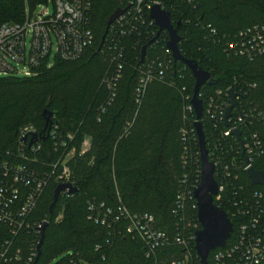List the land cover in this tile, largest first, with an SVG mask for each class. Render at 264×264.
Here are the masks:
<instances>
[{"label": "trees", "instance_id": "obj_1", "mask_svg": "<svg viewBox=\"0 0 264 264\" xmlns=\"http://www.w3.org/2000/svg\"><path fill=\"white\" fill-rule=\"evenodd\" d=\"M49 1L55 2L0 0V26L24 22L28 11ZM158 2L170 12L175 27L181 23L182 56L212 76L213 83L200 91L202 100H219L218 92L229 89L240 97L239 113L243 109L247 116L240 129L243 135L256 134L261 140L263 152L252 165L264 174V55L249 59L226 52L228 42L240 32L264 27V0H200L196 7L176 0ZM126 7V0H91L87 16L93 42L79 59H56L51 67L46 63L33 78L0 79V179L5 167L13 172L22 167L36 182L46 181L36 206L24 217L29 228L13 236L0 224V247L11 241L8 257L18 256L16 264H65L71 258L84 264H170L184 257L183 249L171 247L147 258L141 240L127 234L129 221L120 217L122 210L131 216L150 215L157 230L186 237L188 226L196 223L193 193L201 180L197 118L188 110L195 79L184 63L175 62L167 52L168 33L157 38L159 29L140 20L138 30L124 40L121 63L104 54L111 31L106 35L107 23ZM145 19L150 21L148 12ZM46 110L51 119L44 135ZM237 116V111L231 115ZM201 123L208 151L216 137L223 146L236 143L222 136L227 124L213 120L206 109ZM25 127L35 128L38 137L22 139ZM35 146L40 149L34 151ZM65 168L68 184L78 191L63 192L50 212ZM234 186L264 192L252 185L246 172ZM17 187L20 197L11 207L16 217L31 192ZM216 205L228 215L235 232L226 247L210 253L208 264H215L216 253L236 241L237 219L224 205ZM105 216L108 222L103 224ZM46 223L36 262L42 236L38 226ZM192 248L201 263L195 243Z\"/></svg>", "mask_w": 264, "mask_h": 264}, {"label": "built area", "instance_id": "obj_2", "mask_svg": "<svg viewBox=\"0 0 264 264\" xmlns=\"http://www.w3.org/2000/svg\"><path fill=\"white\" fill-rule=\"evenodd\" d=\"M129 9L110 28V35L104 54L113 63H121L126 52L125 38L131 36L137 28V22L142 20L147 25H155L150 19H145L146 12L149 14L155 5H160L167 10L158 0H126ZM175 3L187 4L196 7L200 0H176ZM53 4L54 12L51 13L48 6ZM44 7L40 14L37 10ZM47 7V8H45ZM91 0H55L45 5H40L35 11H28L26 19L22 23H5L0 26V76L2 78H33L38 76L42 65L47 63L51 67L50 57L53 47L57 45L56 59L65 61L79 59L87 47L93 42V33L88 25V11ZM126 7V8H128ZM172 7H176L173 4ZM124 8V9H126ZM173 9V8H172ZM168 11V10H167ZM156 26V25H155ZM167 33V32H166ZM212 35L216 32L212 30ZM169 37V35H168ZM31 38L30 47L28 39ZM167 52L171 53L167 48ZM226 52L237 57L252 58L255 55H264V27L254 26L236 35L226 48ZM25 66V69L21 67ZM121 70V66L118 67ZM231 89L227 93L218 92L216 100L208 97L202 100L204 110L213 120L223 121L229 125L222 133L225 138H234L235 144L226 146L219 144L218 138L213 147L208 151L209 160L215 165V178L219 185L218 194L214 197V203H220L227 208L228 213L237 219L235 243L218 251L215 255V264H263L264 263V192L246 191L244 186L235 187L234 183L240 179L243 172L253 167L254 160L263 152V145L256 134H244L240 127L246 121L245 110L239 113V105L232 111H237L236 119L230 117L226 122L225 117L228 108L232 104ZM239 102L240 97L236 95ZM192 101V100H191ZM188 110L194 112L190 104ZM195 113V112H194ZM264 119V117H263ZM197 122V121H196ZM240 131L242 144L233 132ZM22 139L37 138V131L33 127H25L20 134ZM33 147V146H32ZM40 149L34 147V151ZM227 156L231 159H227ZM241 159V161L238 160ZM246 159L250 164L246 166ZM0 179V224L9 228L13 236L27 227L24 217L31 212L41 197L46 181L34 179L32 173L22 167L11 171L8 167L2 171ZM62 184L69 183V170L64 169ZM10 180V181H8ZM12 182V183H10ZM35 184V185H33ZM200 184V183H199ZM18 185L30 189L26 202L17 211L18 216L11 210L14 202L20 197ZM33 187V188H32ZM198 188V187H197ZM196 188V189H197ZM196 191V190H195ZM194 191V192H195ZM226 192H230L225 200ZM194 197V193H193ZM195 200V198H194ZM182 198H179L181 204ZM196 223L188 226L189 234L183 236L181 232L175 235L169 232L159 231L155 227V219L150 215L131 216L126 210L120 212V217L129 221L127 234L133 239H139L144 244L147 258H156L158 251L171 247L183 249L181 259L172 261L170 264H201L194 257L193 243L196 244V234L201 230L198 221V206ZM218 206V205H216ZM221 208L220 206H218ZM111 213V212H110ZM112 215V214H111ZM20 219V220H19ZM108 216L103 219V224ZM42 225L38 226V232H42ZM235 232V229H234ZM233 232V233H234ZM11 241H5L0 247V264H16L20 261L8 257ZM226 247V246H225ZM30 262H33L31 259ZM65 264H84L82 259H74Z\"/></svg>", "mask_w": 264, "mask_h": 264}, {"label": "water", "instance_id": "obj_3", "mask_svg": "<svg viewBox=\"0 0 264 264\" xmlns=\"http://www.w3.org/2000/svg\"><path fill=\"white\" fill-rule=\"evenodd\" d=\"M128 9L129 7L126 9H120L110 17L107 23L106 35L110 27L122 15H124ZM150 19L155 22L156 27L159 29L157 38L162 32L168 33L169 42L167 44V48L171 51L174 61L184 63L191 71L195 79L194 96L191 101V105L194 108V112L197 118L195 128L199 140L201 155V180L198 188L194 192V198L197 201L198 206V221L201 225V230L196 234V249L201 259V264H208V257L210 253L217 248L224 247L234 231L233 224L228 215L224 210L216 206L214 203V197L218 194L219 185L215 178V165L209 160L205 133L201 123L204 114V108L203 103L199 98V94L201 89L206 84L211 85L213 83V79L210 73L200 69L199 66L193 61L185 59L180 53L179 44L181 42V37L178 34V29L180 28L181 23H179L177 27H175L172 23L171 14L169 11L162 9L160 5H155L150 11ZM105 36L103 40H105ZM153 42L154 41H152L150 44H152ZM145 54L146 47L143 48L142 60H144ZM230 95L232 104L227 110L225 117L226 122L230 119L232 111L238 105L236 95L233 91H231ZM44 116L46 117V128L42 134L45 135L50 130L51 113L46 110L44 112ZM227 126L229 127L228 124ZM233 134L237 136L239 142L242 144L240 131L233 132ZM249 164V159H246V166H249ZM247 175L253 186H260L264 189V174L262 172L257 171L253 167H251L248 169ZM77 191V188L68 183L58 186L54 193V201L51 205L50 212H52V210L56 206L59 197L63 192L74 194ZM47 225L48 223H46L42 228V236L37 249L38 256L36 262L40 259L41 256V247L44 242L45 229Z\"/></svg>", "mask_w": 264, "mask_h": 264}, {"label": "rangeland", "instance_id": "obj_4", "mask_svg": "<svg viewBox=\"0 0 264 264\" xmlns=\"http://www.w3.org/2000/svg\"><path fill=\"white\" fill-rule=\"evenodd\" d=\"M44 7H40L38 10H37V13L40 14L42 12ZM47 8V7H45ZM48 9L51 13L54 12V6L53 4H50L48 6ZM30 41H31V38L28 39V46L30 47ZM56 51H57V45H55L53 47V53L51 54V57H50V64L53 66V64L55 63V60H56ZM22 69H25L26 67L25 66H22L21 67ZM2 78V76H0V79Z\"/></svg>", "mask_w": 264, "mask_h": 264}, {"label": "crops", "instance_id": "obj_5", "mask_svg": "<svg viewBox=\"0 0 264 264\" xmlns=\"http://www.w3.org/2000/svg\"><path fill=\"white\" fill-rule=\"evenodd\" d=\"M89 144H90L89 143V140H87L86 143H85V145H84L85 149H87L89 147Z\"/></svg>", "mask_w": 264, "mask_h": 264}]
</instances>
